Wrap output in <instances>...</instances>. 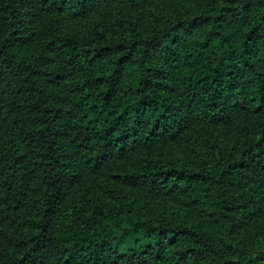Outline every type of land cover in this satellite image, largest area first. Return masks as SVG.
Returning a JSON list of instances; mask_svg holds the SVG:
<instances>
[{"label": "trees", "instance_id": "16d2710c", "mask_svg": "<svg viewBox=\"0 0 264 264\" xmlns=\"http://www.w3.org/2000/svg\"><path fill=\"white\" fill-rule=\"evenodd\" d=\"M0 264H264V0H0Z\"/></svg>", "mask_w": 264, "mask_h": 264}, {"label": "rangeland", "instance_id": "374dc122", "mask_svg": "<svg viewBox=\"0 0 264 264\" xmlns=\"http://www.w3.org/2000/svg\"><path fill=\"white\" fill-rule=\"evenodd\" d=\"M168 207H170V206H175V204H173V203H170V204H168L167 205ZM181 213H184L182 210H181ZM188 216V215H187ZM189 217V216H188Z\"/></svg>", "mask_w": 264, "mask_h": 264}]
</instances>
